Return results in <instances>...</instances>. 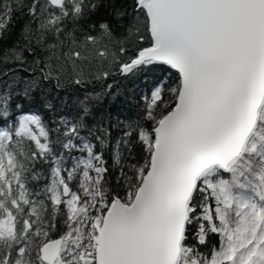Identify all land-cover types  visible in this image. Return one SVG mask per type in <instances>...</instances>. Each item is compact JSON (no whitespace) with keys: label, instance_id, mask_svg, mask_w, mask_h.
<instances>
[{"label":"snow or ice","instance_id":"1","mask_svg":"<svg viewBox=\"0 0 264 264\" xmlns=\"http://www.w3.org/2000/svg\"><path fill=\"white\" fill-rule=\"evenodd\" d=\"M0 264H264V0H0Z\"/></svg>","mask_w":264,"mask_h":264},{"label":"trees","instance_id":"2","mask_svg":"<svg viewBox=\"0 0 264 264\" xmlns=\"http://www.w3.org/2000/svg\"><path fill=\"white\" fill-rule=\"evenodd\" d=\"M101 15H106L103 11ZM159 73H148L145 78L148 80L151 79L153 75H158ZM121 90L122 94L117 98L115 103H112L110 100H104L101 104L95 106L94 111L96 113V120H103V122L107 125L111 123L113 125L111 129V134L113 141H115L116 138L119 137L121 128L116 126V118L117 116L123 118H128L133 115H135L136 111V100L132 99L133 96H136L137 98L139 97L141 90L143 88V79L142 78H137L134 81H127L123 82L121 84ZM17 103H22L23 104V110L27 112L28 110H32L40 114L43 118V120L49 124V126H54L53 121L54 119H57L61 113V109H57L56 113L49 112L41 106L39 101L33 102L32 104H29L26 101H22L19 97L14 98L12 101V111L16 112L17 109L15 108V105ZM89 123H93V121L90 119ZM87 137V133H83ZM67 162L69 165L74 163L72 156H75L76 158H80V153L74 152V153H65ZM111 153L109 151H105V159L109 160V164L111 165ZM47 165H43L42 168L38 169L41 171H45L47 169ZM44 180L40 181V185L43 186ZM114 182V181H113ZM35 183V182H33ZM61 227L63 228V224H61Z\"/></svg>","mask_w":264,"mask_h":264}]
</instances>
